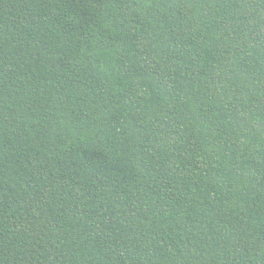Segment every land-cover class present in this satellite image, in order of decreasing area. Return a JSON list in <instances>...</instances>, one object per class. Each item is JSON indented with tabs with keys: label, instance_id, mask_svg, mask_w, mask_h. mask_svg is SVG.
Masks as SVG:
<instances>
[{
	"label": "trees",
	"instance_id": "16d2710c",
	"mask_svg": "<svg viewBox=\"0 0 264 264\" xmlns=\"http://www.w3.org/2000/svg\"><path fill=\"white\" fill-rule=\"evenodd\" d=\"M0 264H264V0H0Z\"/></svg>",
	"mask_w": 264,
	"mask_h": 264
}]
</instances>
